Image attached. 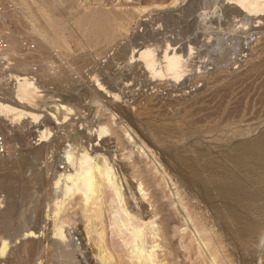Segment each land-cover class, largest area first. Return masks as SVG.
Wrapping results in <instances>:
<instances>
[{"label":"rangeland","instance_id":"rangeland-1","mask_svg":"<svg viewBox=\"0 0 264 264\" xmlns=\"http://www.w3.org/2000/svg\"><path fill=\"white\" fill-rule=\"evenodd\" d=\"M62 2L63 6L68 7L70 10V13L67 15L68 21H66L70 26L66 29L60 30L58 28L57 30L58 25L51 20L52 17L48 10V7L52 6V0H0V19H2L0 20V30L2 29L0 32H10L9 38L13 39V47H20L19 41L23 39H26L33 46L32 50L29 51L23 50V48H15V51L11 53L12 56L14 55V63H16L15 59L16 61L21 59L23 64L20 67H16L17 69H12L13 71L11 70V72L14 74L27 72L25 74L33 75L37 78V80H39L37 84L42 90L41 93L44 95L43 98L46 99L40 97L37 100L38 103L37 101L34 102L36 105L35 107L38 109H36V112L40 113L39 121H33L34 123L30 122V119H24L20 121L19 124L17 121H10L7 116L0 114V130L3 132L9 147L8 154L0 156V170L2 171L10 167L12 163L21 158V156L25 157V160L29 158L26 160L27 163L25 167L18 171L20 175H24L25 179H27V181L24 180V177L21 175L24 189L21 192L22 194H15V196H19V198L22 199V203L18 205V213L20 212L19 214L25 218V221L27 220L24 227L32 231H35L34 229L38 227V224L44 226L42 234L36 233L31 236L27 234V231L22 232V234H20L21 232L13 234L14 228L6 232L2 231L0 232V241L4 238L11 243L12 254L13 250L17 247L20 248L22 251L21 255L28 261L27 264H57L56 262L59 254L57 252H60V250L57 249L56 243L60 240L53 235L54 221L50 216L55 200L53 176L54 172L57 170L62 171L58 168L60 167L59 165L63 166L59 158L61 155L59 154V150L67 143H72L74 150H76L78 149L79 143L89 150L106 153L112 160L114 158V166L115 169H117L120 182L122 183V193L127 209L135 216L140 217L144 222H149L150 219V221L154 222L153 226L158 233L156 239L162 246L158 247L159 249L156 248L159 263L212 264L210 257H213L216 264H264V241L259 247L256 246L258 249H253L250 246L251 241L249 239H241L235 234V225L229 218L226 219V217H224L226 212L222 204L218 205L219 209L203 207V203L201 204L198 198L195 199V204V200L190 196V189H186L185 187L181 188L177 179L178 174L175 173L173 166L174 161H176L175 149L177 145L175 144L179 143L177 139L166 137L163 140H156L150 136H146V138L148 137L150 140L144 138V134H146L144 130L145 124L152 120V116H157L156 113L162 110L158 109L159 107L156 105L157 101L160 100L161 103H164L167 102L170 97V100L179 99L183 103L176 100L180 102L181 105L177 106V110L170 107L162 110L165 115L163 118H173L170 122L161 119L162 122L171 125V128H174V126H176L175 123H178L182 118H186L187 120L205 119L206 116L210 115V112L215 111L219 101V113L223 114L221 116L228 113L238 121L237 125L240 127L244 125L241 127L242 129H252L256 125H258V127L264 125V102H255L260 98L262 92H264V19L259 22L258 20L254 21L252 18L250 19L249 16L245 17L244 14L240 16V14L236 13V16L235 13H231V10L234 8V0H65V2ZM40 4L45 7L38 10ZM63 6H59L62 11L65 10ZM101 12L116 14L119 18V24L113 31L103 32L102 36H98L97 39L94 40L95 36H91V31L94 28L91 19H101L99 17ZM85 19H90V23L87 24ZM34 28L40 29L41 33L47 38V41L50 42L48 43L49 45L44 46V42L36 34ZM144 33H146L150 42L155 40L161 42L162 39L171 43L175 49L179 48L183 66L181 68L186 71L178 73L176 79L170 83L169 89L167 88L166 90L160 88V90L154 91L150 90V86L141 88V84H139L132 85L133 87L129 85L128 89L122 91V89L119 90V87H123L122 83L120 84V80H117L112 86L108 85L107 82L112 76H124L130 73V71H126V68H121L122 66L118 67L116 64L117 57L115 56L120 55V51L128 47L129 44H132V46L137 45V48L140 47L138 43H142V38L144 37L142 35H144ZM15 39L18 43L16 41V43L14 42ZM124 44H126V46H124ZM230 45H233V48L230 47ZM120 46H123V48ZM159 48H157V52H160ZM189 48H192V50ZM226 48L232 49L228 50V52ZM190 52H194V56L191 54L190 57ZM95 53H99V57L95 55ZM129 53L130 51L128 52V56L130 55ZM85 54L87 55L86 58L89 56L91 58L93 56L91 59L87 58L88 63L91 64H88L87 60L84 59ZM94 56L96 57L94 58ZM200 57L201 60H199ZM162 58L164 59V57ZM189 58L193 59L191 60L192 62L190 61L191 67H189L190 65L187 62ZM81 60L87 65L84 64L83 66ZM253 62L255 66H251L254 65ZM104 64H106L105 67ZM259 64L262 65L260 66ZM94 66L98 67L95 68ZM53 67L58 71L55 74L52 73ZM75 68L77 70H75ZM96 70H98L101 75L98 74L99 72ZM115 70L118 71V73L115 72ZM119 71L123 73L119 74ZM91 72H97L98 77L100 76V81L106 82L104 86L107 90H113L112 87L116 85L115 88H117V92L120 93V99L115 101L113 98L109 97L108 94H105L104 102L106 101L112 109L117 107L123 110L126 109L125 111L129 112L131 120L134 119L133 121L135 123L133 121L129 123L126 121L121 124L122 127H126L127 130L129 129L128 132L131 133V136L138 142L137 147H134V149L126 146L125 141L116 142L115 135H118L119 138L123 136L122 129L116 124H113L116 132L115 135H110L97 141V136H95L96 128H98L102 121H105L108 115L103 111L104 105H101L99 107V112L95 113L94 105L96 102L92 99L94 96H92L91 93L94 94V90L96 91L97 89L95 83L90 78ZM259 72L262 73L260 77L258 76V74H260ZM7 73L0 72L1 98H7L8 96L6 94L7 90L5 89V82L8 78ZM109 76H111V78ZM244 78H246V80ZM226 79L231 80V82L228 81V83ZM52 80H55V82ZM50 82L52 83L50 84ZM225 82H227V86H223V83L226 84ZM237 85L239 86L237 87ZM218 86H223V89H219ZM256 87H258L257 90ZM211 88L213 90H211ZM85 89H87V91ZM173 89L174 91H172V93L169 92ZM215 89H217L218 93L214 91ZM226 89L227 91H224ZM91 90L92 92H90ZM130 90L132 93H130ZM96 93L98 95H104L101 91H97ZM126 93L129 94L126 95ZM221 95L223 97H221ZM58 98H61L60 103L64 101V104H68L72 107L73 112L71 115H68V117H78L76 122L78 121L80 125L74 124L73 131H71V127L65 128L64 125L67 126L68 122L57 125L52 115H47L51 111L54 115L59 112L52 109L54 104L57 103L55 100ZM209 99L212 101L210 102ZM43 100H45V102ZM216 100H218L217 104ZM234 101H237V103ZM214 104L216 105L213 106ZM239 105L241 106L237 107ZM134 110L135 112H133ZM114 112L118 118L120 114L117 110ZM206 112L208 113L206 114ZM255 122H258V124ZM202 123L203 125L200 126V128L198 125L196 128L199 131L207 130L209 127L208 122L203 121ZM180 124H183V122ZM189 127L193 129V127ZM45 128L48 131V141L39 140L40 131ZM77 128H79V130ZM61 130L65 131L63 132ZM67 132H70L68 137H66ZM204 136L203 139L205 144H210L208 134L206 133ZM97 143L98 145L95 146ZM139 143L144 148H139ZM164 144L166 146H164ZM171 144L175 146L173 147ZM212 146L213 145H210V147ZM154 147H158V149H154ZM171 147L174 150L170 149ZM35 148H43L42 152L44 153H41L43 155L40 154L37 156ZM129 149L131 150L130 152H132L131 155L129 154ZM53 151L56 153L55 155ZM126 157L130 159H126ZM42 158H44V160ZM102 160L101 158L100 161L102 162ZM34 164L35 166H33ZM171 167L173 168L172 171ZM40 169H42L41 172H39ZM180 189L183 190L182 197L186 204L187 211L193 215L198 230L201 231L202 238L204 237L203 240L205 244H207V246H205L206 250L204 246L198 243L193 231L194 227H192V224L189 223L184 216V209L180 206V201H178ZM184 189L187 190V193ZM194 190L196 191L195 187ZM1 191L2 190H0V197L5 200L7 194L5 191ZM77 198L78 196L74 195L66 199L64 208L61 212L63 231L65 234L64 241L65 243L68 242L66 243L68 244L66 250L72 251L71 253L73 256L66 264H108L107 262H109V264H138L128 256L130 245L126 243V237L123 234H116V230L114 229L115 226L112 223L113 213L110 209V198L106 195L104 196L102 203L103 207L101 206V214L103 217L100 215V218L93 216L88 219L83 216L82 203L81 200ZM35 199L39 201H34ZM40 199L43 201L41 202ZM2 202L3 200H1V203ZM260 202L261 204L264 203L263 200ZM39 220L40 222H38ZM224 221H226V223ZM219 224H222V226ZM221 228H224L223 231ZM101 232L103 234L99 236L98 234ZM150 235L151 234L146 235L147 239L150 237V239H146L148 243H151L153 240L152 235ZM35 242L36 244H34ZM74 243L77 244L74 245ZM100 245L102 249L99 255V251L97 250ZM234 246L238 250L234 248ZM247 246L251 247L253 251L246 249ZM100 256L102 257L101 260ZM9 262L10 264H14V261L8 260V263Z\"/></svg>","mask_w":264,"mask_h":264},{"label":"bare ground","instance_id":"bare-ground-1","mask_svg":"<svg viewBox=\"0 0 264 264\" xmlns=\"http://www.w3.org/2000/svg\"><path fill=\"white\" fill-rule=\"evenodd\" d=\"M62 1L65 2V0H52V2H53L52 6L48 7V10H49L51 17H52L51 20H53L58 25L57 30H58V28L60 30L66 29L70 26L66 22V21H68L67 15L70 13V10L68 7L63 6ZM174 1H176V0H174ZM234 2H235L234 8L231 10V13H235V14L237 13V14H240V16L244 14L245 17L249 16L250 19L252 18L254 21L258 20L259 22H260V20L264 19V0H234ZM59 6H63L65 10L62 11ZM43 7H45V6L40 4L38 6V10L42 9ZM237 14H236V16H237ZM99 17L101 19H99V18H97V20L94 18L91 19L92 25L94 27L91 31V36L92 35L95 36L94 40H96L98 36H102L103 32L106 33L107 31H113V29L119 24L118 23L119 18L116 14H111L110 12H101ZM0 20H2V19H0ZM85 22L87 24L90 23V19H85ZM66 23H67V26H66ZM34 29H35L36 34L44 42V46L49 45L48 43H50V42L47 41V38L41 33L40 29H37V28H34ZM9 33L10 32H8V31H7V33L4 32L6 39L9 42L8 43L9 44V54H11L13 51H15V48L18 47L20 49L21 46L20 47L19 46L13 47L14 46L12 43L13 39L9 38ZM145 35H146V33H144V35H142V36H144L142 38L143 39L142 43L141 44L138 43V46H140V47L137 48V45L134 44L135 46H132V44L131 45L129 44L128 47H125L122 51H120L121 52L120 55L117 54L118 56H115V57H117L116 64L118 65V67L122 66L121 68H126V71H130V73H128L127 75H124V76L119 75V76H114V77L110 73L112 78H111V76H109L111 79L107 82L108 85L112 86V84H114L117 80H120V84L122 83L123 87L122 86L119 87V90L122 89V91L124 89H128L129 85L134 86V85H139V84H141V88L142 87L145 88L147 86L148 87L150 86V90H154V91H158V90H160V88H162V90H166L167 88L169 89L170 83L176 79L178 73H183L184 71H186L185 69L181 68L183 66H182L181 52H180L179 48H178L179 50L175 49L171 43H168V41H165L162 39H161V42H159L158 40H157L158 42L156 40L150 42L147 35L146 36ZM229 35H231V34H229ZM232 35H233V33H232ZM235 36H237V35H235ZM12 38H13V36H12ZM87 40H89V39H87ZM113 40L117 41L115 39H113ZM15 41L17 42L16 39L14 40V42ZM19 42H21V41H19ZM39 42H40V40H39ZM109 43H110V41H109ZM124 46H126V44H124ZM225 46H228V45H225ZM230 47L233 48V45L232 46L230 45ZM121 48H123V46ZM157 48L160 49V52H157ZM232 48H229V49L226 48V50L228 51ZM260 48H262V47H260ZM19 49H18V51H19ZM189 49L192 50V48H189ZM18 51H16V52H18ZM129 51H130V53H129L130 55L128 56ZM16 52H14V53H16ZM115 53H117V52H115ZM193 53L194 52H192V53L190 52V54H189L190 57H191V54H193ZM196 54H197V52H196ZM200 54H202V53H200ZM95 55H98V57H99V53H95ZM198 55H199V53H198ZM86 56L87 55L85 54L84 59L87 60V63H88L87 58L91 59L93 56L91 58L89 55H88L89 57H87V58H86ZM193 56H194V54H193ZM95 57L96 56H94V58ZM162 57H164V59ZM113 59H112V61H113ZM107 60H109V59H107ZM191 60H193V59L189 58L187 61L188 64L190 65L189 67H191V63H190ZM194 60H195V58H194ZM199 60H201V57ZM21 61H22L21 59H19L17 61L15 59L16 63L13 64L12 69H14L16 67H20L23 64ZM196 61H198V60H196ZM203 61H204V57H203ZM81 62H83V66H84V64L87 65L86 63H84L83 60H81ZM94 62H95V60H94ZM235 62H237V61H235ZM258 63H260V62H258ZM88 64H91V63H88ZM114 64H115V62H114ZM105 65L106 64H104V67H105ZM251 66H255V63H254V65H251ZM51 67H52V65H51ZM96 67H98V66H96ZM246 68H248V67H246ZM257 68H259V67H257ZM75 70H77V69L75 68ZM96 71H98V70H96ZM245 71H247V70H245ZM48 72H49V70H48ZM57 72L58 71H56V69L53 67L52 73L55 74ZM115 72L118 73V71H116V70H115ZM189 72H191V71H189ZM260 72H263V71H260ZM25 73H27V72H23L20 74H14L11 71H9L7 73L8 78L5 82V84H6L5 89L7 90L6 94L8 96H7V98H1L0 97V114L7 116L10 121H17L18 123L24 119H26V120L30 119L29 120L30 122H33L36 120L39 121L38 119H40L39 118L40 113L36 112L37 108L35 107L36 105L34 104V102L37 101L40 97H42V98L44 97V95L41 93L42 90L39 88V86L37 84L38 83L37 81H39V80H37V78H35L33 75H28ZM120 73H123V72L119 71V74ZM90 74H89L90 78L95 83V87L97 89L96 91L94 90V94L91 93V95L94 96V97H92V99L94 100V102H96V104L94 105L95 113L99 112V110H100L99 107L101 105H104L103 111H105L108 115L106 117L105 121H102V123L98 126V128H96V135L95 136H97V138H96L97 141L102 140L104 137H107L110 135H115L116 132H115V129L113 127V124L114 125L116 124L123 131L122 138L121 137L119 138L118 135H115L116 136V142L125 141L126 146H129V147H131V149H134V147H137L138 142L131 136V133L128 132L129 129L127 130L126 127L124 128L121 126V124H123L126 121H128V123L132 122L134 120L133 119L134 117L132 118L133 120H131L129 112L125 111L126 109L123 110L120 107L112 109L106 103V101L104 102L105 94L106 95L108 94L109 97L113 98L115 101L120 99V95H119L120 93H118L116 90L117 88H115L116 85L114 87H112L113 90H107V88L104 86V83H106V82L100 81V76L98 77V74H100V72L98 74H97V72L96 73L91 72ZM103 74H104V71H103ZM261 74L262 73L258 74V76L260 77ZM249 75H250V73H249ZM251 75H252V71H251ZM105 77L108 78L107 76H105ZM244 79L246 80V78H244ZM224 81H221V82H224ZM228 81L231 82V80H227V82ZM53 82H55V80ZM93 82H92V84H93ZM212 82H213V80H212ZM227 82H225L226 84L223 83V86L224 85L227 86ZM243 82H241V83H243ZM253 82H252V84H253ZM51 83L52 82H50V84ZM235 83H237V82H235ZM221 85H222V83H221ZM223 86L222 87L220 86L221 88L219 86L218 87H219V89H223ZM238 86L239 85H237V87ZM262 86H263V84H262ZM229 87L231 88V85ZM213 88H216V87H213ZM233 89H235V88H233ZM257 89H258V87H256V90ZM85 90L87 91V89H85ZM211 90H213V89L211 88ZM97 91H101L102 94H104V95H101V94L98 95L96 93ZM172 91H174V89L170 90L169 92L172 93ZM214 91H217V89H215ZM224 91H227V89ZM240 91H241V89H240ZM245 91H246V89H245ZM249 91H250V89H249ZM90 92H92V90ZM128 92H129V90H128ZM45 93H47V92H45ZM130 93H132V91ZM209 93H210V90H209ZM217 93H218V91H217ZM127 94H129V93H126V95ZM225 94H227V93H225ZM212 95H213V93H212ZM224 96H226V95H224ZM45 97H46V94H45ZM221 97H223V96L221 95ZM52 98H53V96H52ZM43 99H45V98H43ZM60 99L58 98L55 100V101H57V103H55L53 108H52L56 111H59V112H57V114L59 113L58 116L56 113H55L56 115H54V113H51L52 111L51 112L48 111L49 114H47V115H52V118L55 120V124H57V125L64 124V123L68 122L67 126L64 125L65 128L67 129V127H69V128L71 127L72 128L71 131H73L74 130V128H73L74 124L80 125V123L78 121L76 122V120H78V117H75V118L68 117V115H71L73 112L72 107H70L68 104H64L63 103L64 101L62 103H60L61 102ZM170 99H171V97H170ZM170 99L168 98L167 102H164V103H161V101L158 100L156 103V105L159 107L158 109L159 110L160 109L165 110L166 108L170 107L172 109L177 110L178 109L177 106H181L180 102L182 103V101H180L179 99H174V100L173 99L170 100ZM240 99H241V97H240ZM45 100H43V101L45 102ZM148 100L150 101L149 98H148ZM176 100H179L180 102H178ZM212 100H210V102ZM218 100H216V104H217ZM135 101H137V100H135ZM223 101H224V99H223ZM250 101H251V99H250ZM259 101H262V103L264 102V92H262L260 98L257 99L255 102L257 103ZM234 102L237 103V101H234ZM37 103H38V101H37ZM196 103H198V102H196ZM110 104H112V103H110ZM216 104H214L213 106H215ZM221 104H222V102H221ZM216 106L217 107H216L214 112L209 111L210 115H208V116L205 115L206 116L205 119L187 120L186 118H182L180 121L183 122V124H180L181 122L179 121L178 123H175L176 126H174V128H171V125H169L165 122H162V120H161V119H163L164 121L170 122L171 120H173V118L172 117L163 118L165 116L163 114L164 111L158 110L159 112L156 113L157 116H155V115L152 116V118H151L152 120L148 121L145 124L144 130L146 131V134H144V136H145L144 138H146V136H150L152 138H155L156 140H163L166 137L176 138L177 141L179 142L178 144H175V145H177V148L175 149L176 161H174L173 159L172 160L174 161V165H173L174 169H175L174 171H175V173L178 174L177 179L179 181V185L181 186V188L182 187L183 188L185 187L186 189L189 188L191 191V195H190L191 198L194 200L196 198H198V200L201 202V204L203 203V207H211L214 209H219L218 205L222 204V206H224V209L226 212L225 214L223 213L224 217H226V219L229 218V220L231 222H233L235 225L234 226L235 227V229H234L235 234L238 237H240L241 239H249L251 241L250 246L253 249H255V248L258 249L259 245L264 241V203L261 204V202H260L261 200H263V202H264V178H263V174H264V125L259 126V127H258V125H256V126L254 125L255 127L252 129L251 128L242 129L241 127H243L244 125H241V127L239 125H237L238 121L235 120L233 117H231L228 113L225 114L224 116H221L223 114L219 113L220 101ZM240 106L241 105H239L237 107H240ZM260 107H261V105H260ZM211 108H212V105H211ZM115 110H117V112L120 114L118 118H117L116 113L114 112ZM233 110H234V108H233ZM39 112H41V111H39ZM133 112H135V110ZM237 112H239V111H237ZM207 113L208 112H206V114ZM230 114H231V112H230ZM256 115H257V111H256ZM79 116H80V114H79ZM236 116H237V114H236ZM200 118H201V116H200ZM203 121L208 122L209 127L205 131H199L196 127L198 125L200 128V126L203 125V123H202ZM255 123L258 124V122H255ZM3 124H4V122H3ZM12 124H13V122H12ZM130 124L133 125L132 123H130ZM24 125H26V124H24ZM4 126H5V124H4ZM189 126L193 127V129L190 128ZM79 128H77V129L79 130ZM163 130H165V131H163ZM61 131L64 132L65 130H61ZM0 132L3 134V132L1 130H0ZM206 133L208 134L210 144H207V143L205 144V142H204L203 138L205 137L204 135ZM69 135H70V132H67L66 137H68ZM47 138H48V131L45 128V129L40 131L39 140L48 141ZM147 138H146V140H147ZM148 140H150V139L148 138ZM64 145L65 146H63L62 148L60 147L61 149L59 150V154H61V155L60 156L58 155L60 160L62 161L61 163H63V166L59 165L60 167H58V168L61 169L62 171H59V170L56 171V169L54 168L56 171V172H54V176H53L55 200H54L53 209L50 212V216L54 221V227H53L54 233H53V235H55L60 240L58 243H56L57 249L60 250V252H57L59 254H58V260L56 263L57 264H66L73 257L72 253H71L72 251L66 250V248L68 246V244H66V243H68V242L65 243V241H64L65 234L63 231V220L61 217V212L64 208V203H65L66 199H68L74 195H77L78 198L81 200V203H82V214H83V216L87 217V219L91 218L93 216L100 218V215H102L101 214V212H102L101 206L103 203L104 196L106 195L110 198V209L112 210V213H113L112 223L115 226L114 229L116 230V234H119V235L123 234L126 237V239H125L126 243L130 245V250L128 251L129 258L131 260H135L138 264H161V263H159L158 258H157L156 248L162 247V246L159 244L158 240L156 239V236L158 235V233L156 232V229L153 226L154 222L150 221L151 219L149 220V222H144L140 217L135 216L130 210L127 209L126 202L124 201L125 199H124L123 193H122V183L120 182V178L118 176L117 169H115V166H114V163H115L114 158L112 160L110 157L107 156L106 153L104 154V153H101L99 151L89 150V149L85 148L82 144H79V143H78V149H76V150H74L72 143H67ZM97 145H98V143L95 144V146H97ZM117 145H118V143H117ZM156 145H158V144H156ZM175 145L171 144V146H173V147ZM210 145H213V146L210 147ZM141 146H142L141 144L138 145L139 148H144L143 146L142 147ZM164 146H166V145L164 144ZM158 147L157 148L154 147V149L155 148L158 149ZM161 149H162V147H161ZM170 149H172V147ZM170 149H169V152H170ZM57 150H58V148H57ZM172 150H174V149H172ZM42 151H43V148H39V149L35 150V153L37 154V156H39L41 153H44ZM47 151H46V154H47ZM130 151L131 150L129 149V154L131 155L132 152H130ZM162 151H163V149H162ZM32 152H33V150H32ZM53 153H54V151H53ZM55 154L56 153H54V155ZM167 154H169V153H167ZM41 155H43V154H41ZM156 155H157V153H156ZM129 157H126V159H130ZM101 158L103 159L102 162L100 161ZM27 159H29V158H27ZM42 159L44 160V158H42ZM26 160H25V157L21 156V158L14 161L12 163V165L10 167H8L7 169L2 170V171L0 170V190L5 191L7 194V197H6L7 199L6 198H5V200L2 199L3 204H2V206H0V232H2V231L6 232L9 229L14 228L13 234L17 233V232H21L20 234H22V232H24V231H27V234H29L30 236L35 235L36 233H38V234L43 233L42 229L44 226H42V224L41 225L38 224V227L36 229L33 228L35 231H32L31 229L24 227L25 222H27V220L25 221V218H23L19 214L20 212L18 213V205H20L19 203H22V201H21L22 199H20L19 196H15V194H22L21 192L24 189L23 179L21 177L22 174L20 175L18 171L20 169H22L23 167H25V165L27 163ZM162 161H163V157H162ZM38 164H40V163H38ZM29 165H30V163H29ZM133 165L135 166L134 163H133ZM33 166H35V164ZM37 168H38V166H37ZM169 168H170V166H169ZM48 169H49V167H48ZM32 170H35V169H32ZM41 170L42 169H40L39 172H41ZM172 170H173V168L171 167V171ZM51 172H52V170H51ZM33 173H31V174H33ZM47 174H48V171H47ZM22 176L24 177V175H22ZM41 179H42V177H41ZM24 180L27 181V179H25V177H24ZM33 184H34V182H33ZM194 187H195L196 191L194 190ZM186 189H184V191ZM186 193H187V190H186ZM182 195H183V190H181L180 193L178 194V197H179L178 201H180V206H182V208L184 209V216H185L186 220H188V222L192 224V227H194L193 231L195 233V237H196L198 243L201 246H204V248H205V246H207V244H205V242L203 240L204 237L202 238V235H201L202 233L200 230H198V226L196 225V222L193 218V215L187 211L186 204L183 201ZM43 198H41V199H43ZM36 200L39 201L38 199H35L34 201H36ZM42 201L43 200H41V202ZM195 204H196V200H195ZM35 206H37V205H35ZM187 206H189V205H187ZM39 209H41V208H39ZM38 212H40V211H38ZM101 217H103V215ZM210 217H211V215H210ZM67 221H70V220H67ZM226 221H224V222L226 223ZM34 222H35V220H34ZM38 222H40V220ZM168 223H169V221H168ZM219 225L222 226V224H219ZM110 226H111V224H110ZM223 229L224 228H221L222 231H223ZM87 234H88V232H87ZM102 234L103 233L101 232L98 235L101 236ZM148 234H151L153 237V240L151 241V243L147 242V240L150 239V237L148 239L146 238V235H148ZM223 234H224V232H223ZM208 238H209V236H208ZM91 241H92V239H91ZM34 244H36V242ZM75 244H77V243H74V245ZM38 246H39V244H38ZM256 246H258V247H256ZM251 247L247 246L246 249H248V250L250 249L253 251V249ZM11 248L12 247H11L10 242L5 240L4 238L1 239V241H0V259L7 260V262H8V260L14 261V264H27L28 263L27 259L21 255L22 251L20 248L17 247L15 250H13V254H12ZM55 248H56V245H55ZM234 248H236V247L234 246ZM101 249H102V247L100 245L99 249L97 250V251H99L98 252L99 255L101 253L100 252ZM205 250H206V248H205ZM104 252H102V253H104ZM110 253H112V252H110ZM257 254H258V252H257ZM240 255H243V254H240ZM101 256H102V254H101ZM101 256H100V260L102 259ZM112 258H113V255H112ZM78 261H80V260H78ZM78 261H77V263H78ZM210 261L212 264H216L213 257L212 258L210 257ZM245 261H246V259H245ZM107 263L109 264V262H107ZM11 264H13V263H11Z\"/></svg>","mask_w":264,"mask_h":264},{"label":"built area","instance_id":"built-area-1","mask_svg":"<svg viewBox=\"0 0 264 264\" xmlns=\"http://www.w3.org/2000/svg\"><path fill=\"white\" fill-rule=\"evenodd\" d=\"M21 48L23 50H32L33 46L23 39L20 42ZM14 64L12 54H9V44L7 42L6 36L4 33L0 32V72H9L12 70V66ZM8 144L5 139L4 134L0 132V156H5L8 154ZM3 198L0 197V206H2L3 202L1 200ZM0 264H10L6 260L0 259Z\"/></svg>","mask_w":264,"mask_h":264}]
</instances>
